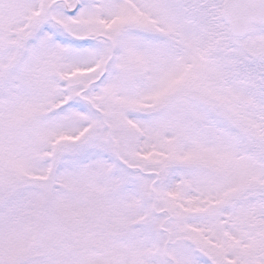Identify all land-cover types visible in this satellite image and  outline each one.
I'll list each match as a JSON object with an SVG mask.
<instances>
[{
    "label": "snow or ice",
    "instance_id": "1",
    "mask_svg": "<svg viewBox=\"0 0 264 264\" xmlns=\"http://www.w3.org/2000/svg\"><path fill=\"white\" fill-rule=\"evenodd\" d=\"M0 264H264V0H0Z\"/></svg>",
    "mask_w": 264,
    "mask_h": 264
}]
</instances>
